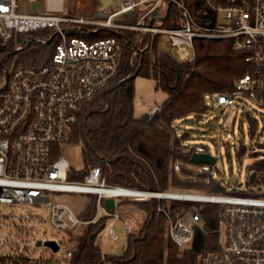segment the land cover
<instances>
[{"label":"built area","instance_id":"2783aa9c","mask_svg":"<svg viewBox=\"0 0 264 264\" xmlns=\"http://www.w3.org/2000/svg\"><path fill=\"white\" fill-rule=\"evenodd\" d=\"M170 1V9L175 5L179 11L180 24L160 25L156 21L164 20ZM117 28L141 31L139 41L146 33L150 38L144 46L134 40L126 46L118 37L102 34ZM41 30H46L43 35ZM22 34V40L16 37ZM155 34L160 35L159 50L166 42L177 58L190 62L196 58V39L231 38L235 48L247 51L251 68L233 89L207 91L199 109L207 131L217 109L235 108L256 122V113L261 117L259 133L237 149L240 156L250 157L244 182L223 184L213 171L220 154L192 138L182 150L216 158L215 163H197L201 167L196 170L218 180L222 192L113 184L101 165H89L82 180L68 178L72 166L61 144L69 141L85 104L128 78V63L135 65L133 56L144 51ZM30 43L48 46L45 62L24 63L16 56ZM159 109L152 107L149 116ZM226 130L219 128L221 133ZM53 192L94 195L93 214L82 217L54 199ZM108 197L115 199L116 209L123 200L185 203L157 209L165 215L168 237L175 244L189 246L198 231L216 234L214 247L201 254V264H264V0H198L194 10L185 0H122L115 9L92 16L75 14L64 0H0V264H73L79 238L71 236L72 231L97 221L102 209L108 218L122 217L104 205ZM205 204L218 206L217 224L209 228ZM49 228L67 234L47 238L43 234ZM110 232L119 238L113 226ZM48 240H55L58 249Z\"/></svg>","mask_w":264,"mask_h":264},{"label":"trees","instance_id":"16d2710c","mask_svg":"<svg viewBox=\"0 0 264 264\" xmlns=\"http://www.w3.org/2000/svg\"><path fill=\"white\" fill-rule=\"evenodd\" d=\"M197 1L185 0L192 10ZM162 23L166 26L180 24L175 5ZM139 33L117 28L102 34L116 36L128 46ZM16 37L22 40L24 35ZM149 38L148 33L143 35V45ZM159 43L160 35H153L150 45L136 57V64L127 66L130 76L114 82L85 104L69 138L70 142L82 145L85 166L71 167L69 179L82 180L89 165H101L103 176L113 184L155 190L176 187L207 192L224 190L218 180L207 179V172L189 166L193 162L191 154L184 152L182 146L193 136L188 128L180 131L174 125V118L180 113L199 110L207 91L233 89L238 78L251 68L246 60L247 51L235 48L231 38L196 39V58L190 62L177 58L171 51L159 50ZM47 50L46 45L30 43L21 51L20 59L24 63H43ZM137 76L153 79L155 88L167 93L160 109L151 117L149 112L135 115ZM94 197L89 194L87 206L80 213L82 217L89 218L93 214ZM128 203L143 210L146 219L139 234L132 231L128 234L125 251L105 254L96 243L99 231L108 220L107 216H102L81 228L73 264H201L203 251L214 247L216 234L198 231L193 243L183 248L168 237L167 219L158 213V206L170 204L175 209L185 203L153 198L123 200L117 207L121 210ZM202 211L207 228L217 224L216 204H205Z\"/></svg>","mask_w":264,"mask_h":264},{"label":"rangeland","instance_id":"374dc122","mask_svg":"<svg viewBox=\"0 0 264 264\" xmlns=\"http://www.w3.org/2000/svg\"><path fill=\"white\" fill-rule=\"evenodd\" d=\"M72 0H64L68 7H71L72 11L77 15L92 16L94 11L87 10L85 8H79L77 6H82L84 2H91L92 0H74L71 5ZM103 1V0H102ZM45 4H41V8H44ZM88 8V6H87ZM114 8L106 7L103 2H99L97 6V11L108 12ZM143 9V8H142ZM158 24L163 25L162 21H156ZM139 31V30H133ZM44 34V32H40ZM142 32L135 34L134 40L139 44V46H144L141 39ZM144 35V34H143ZM162 49L166 51H171L174 53L172 47H170L166 42L162 44ZM21 52H18L16 56H20ZM132 55V54H130ZM136 54L133 56V62L136 64ZM131 62L128 63V65ZM128 72V71H127ZM130 74V72H128ZM136 93L134 98L135 104V115L139 116L156 105L160 106L167 97V93L162 89L155 88V81L151 78L137 76L135 80ZM220 114L219 117H217ZM215 116V123L211 130L207 131L203 127L202 120H199V110H191L188 112L180 113L174 118V125L183 131L184 128L190 129V133L193 136V140L196 143H202L210 147L213 153L220 154L217 162V168L213 167V171L216 176L223 182V184H228L232 182L245 181L248 175V164L250 162V157L248 155L240 156L237 152L239 145L243 142L248 144L251 138H254L257 133L262 128L263 121L261 117L256 113L258 118L257 122H253V118L244 114L241 115L235 108H226L224 111L219 109L215 110L211 115ZM220 127H225L227 130L224 132H219ZM207 131V132H206ZM252 133L255 135L252 136ZM229 142V144L227 143ZM61 151L65 154L67 160L71 166L75 169H81L85 166L83 149L80 143H74L70 141H65L61 144ZM191 168L199 169L201 165L191 162L189 164ZM52 197L56 200L62 201L69 204L76 213L80 214L87 206L89 201V194L80 192H53ZM95 198V197H94ZM127 209L124 210V215L129 216L126 218L130 223L133 232L139 234L141 228L144 225L146 214L143 210L133 206L131 204H125ZM104 215V209L101 210V216ZM114 227L115 232L119 236L118 239H114L110 228ZM81 228L78 231H72L71 236L78 237L81 233ZM67 234L64 231L54 230L49 228L48 231L43 234L47 238H59L60 235ZM129 230L124 225V219L120 218L114 220L109 218L106 221L104 227L99 231L96 243L101 247L103 253L105 254H122L128 243Z\"/></svg>","mask_w":264,"mask_h":264},{"label":"water","instance_id":"95a60500","mask_svg":"<svg viewBox=\"0 0 264 264\" xmlns=\"http://www.w3.org/2000/svg\"><path fill=\"white\" fill-rule=\"evenodd\" d=\"M171 4H172V2L170 1L168 3L169 7L166 10V13L162 16L163 19H166V17L168 16ZM33 9H34V11H37V4L35 1L33 2ZM14 53H15V51H14ZM191 160L195 163H203V162L215 163L216 162L215 157H213L209 154H206V153H198V152H195L192 154ZM104 205L110 210L116 209V202H115V199L112 197L106 198L104 200ZM46 243L50 246H53L54 249H58V244L55 240H48Z\"/></svg>","mask_w":264,"mask_h":264},{"label":"crops","instance_id":"0c3cea01","mask_svg":"<svg viewBox=\"0 0 264 264\" xmlns=\"http://www.w3.org/2000/svg\"><path fill=\"white\" fill-rule=\"evenodd\" d=\"M99 2L102 3V0H92L90 4H88V5H86V6H83L82 8H85V9H87V10H92V11H94V10L97 9V6H98V3H99ZM87 6H88V8H87ZM126 209H127V206L124 205V206L122 207L121 210L118 209V207H117L116 210L121 214V216H122L121 218L124 219V225H125L126 228L128 229L127 225L125 224V221L128 222V220H126V218H128L129 216L124 215V210H126ZM108 220H109V218H108ZM128 223H129V222H128ZM129 225H130V223H129ZM130 228H131V230L128 229V230H129V233H130L131 231L133 232V229H132L131 225H130Z\"/></svg>","mask_w":264,"mask_h":264},{"label":"bare ground","instance_id":"6f19581e","mask_svg":"<svg viewBox=\"0 0 264 264\" xmlns=\"http://www.w3.org/2000/svg\"><path fill=\"white\" fill-rule=\"evenodd\" d=\"M103 2V4L107 7H109V8H114V7H118L120 4H121V2H122V0H103L102 1ZM73 3H76V2H74V0H72L71 2H70V4L69 5H71V4H73ZM85 4L84 5H82V6H77V5H75L76 7H79V8H82L83 6H86V5H88V4H90L91 2H84ZM76 4H78V3H76ZM68 5V4H67ZM96 12H98L97 11V9L96 10H94V13H96Z\"/></svg>","mask_w":264,"mask_h":264}]
</instances>
